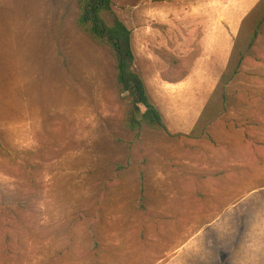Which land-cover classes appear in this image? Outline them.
Wrapping results in <instances>:
<instances>
[{"label": "rangeland", "instance_id": "1", "mask_svg": "<svg viewBox=\"0 0 264 264\" xmlns=\"http://www.w3.org/2000/svg\"><path fill=\"white\" fill-rule=\"evenodd\" d=\"M78 2L0 0V264H264V0H112L139 136Z\"/></svg>", "mask_w": 264, "mask_h": 264}, {"label": "trees", "instance_id": "2", "mask_svg": "<svg viewBox=\"0 0 264 264\" xmlns=\"http://www.w3.org/2000/svg\"><path fill=\"white\" fill-rule=\"evenodd\" d=\"M112 0H79L78 27L92 40L106 45L114 58L116 84L119 92L128 101L123 119L124 127L139 136L143 131L168 135L161 112L151 103L147 87L134 70V54L131 31L112 13ZM103 14H110L107 22ZM240 61L223 71L221 83L233 79L240 67ZM142 175L138 174L137 179ZM139 195L145 193L142 181L138 183Z\"/></svg>", "mask_w": 264, "mask_h": 264}]
</instances>
